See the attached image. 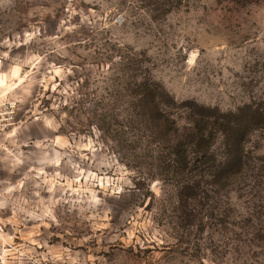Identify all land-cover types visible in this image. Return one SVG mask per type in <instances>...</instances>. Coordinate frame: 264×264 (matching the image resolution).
<instances>
[{"label": "rangeland", "instance_id": "1", "mask_svg": "<svg viewBox=\"0 0 264 264\" xmlns=\"http://www.w3.org/2000/svg\"><path fill=\"white\" fill-rule=\"evenodd\" d=\"M0 99V264H264V0H0Z\"/></svg>", "mask_w": 264, "mask_h": 264}, {"label": "trees", "instance_id": "2", "mask_svg": "<svg viewBox=\"0 0 264 264\" xmlns=\"http://www.w3.org/2000/svg\"><path fill=\"white\" fill-rule=\"evenodd\" d=\"M171 5H173V4H171ZM172 7V6H171ZM138 84V86H140V82L139 83H137ZM137 101H139L140 99H136ZM146 100H147V97H145L144 98V102H142V100L141 101H139V108L140 107H144V106H147V102H146ZM150 103V102H149ZM195 140H196V144L198 145H201V144H204L205 146H204V148H203V150H201V152L203 153V154H205V153H207V151H208V148H209V145L212 143V142H210L211 141V139L213 138L212 136H211V134H207V132H205V129H200V128H198L197 130H196V132L193 134V136H192ZM241 137L239 136L238 137V142L236 143V147H238V149H239V147H240V142H241ZM241 150V149H240ZM180 152H181V154H183V155H185V153H186V151L185 150H179ZM186 156V155H185ZM185 156H183V158H185Z\"/></svg>", "mask_w": 264, "mask_h": 264}, {"label": "built area", "instance_id": "3", "mask_svg": "<svg viewBox=\"0 0 264 264\" xmlns=\"http://www.w3.org/2000/svg\"><path fill=\"white\" fill-rule=\"evenodd\" d=\"M11 108H12L11 103L5 104L0 99V132L6 130V128L10 123L11 114H12Z\"/></svg>", "mask_w": 264, "mask_h": 264}]
</instances>
